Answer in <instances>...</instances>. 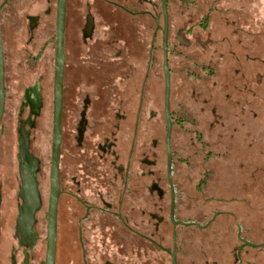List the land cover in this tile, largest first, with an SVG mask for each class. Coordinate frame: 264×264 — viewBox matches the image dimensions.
I'll return each mask as SVG.
<instances>
[{"label": "flooded vegetation", "instance_id": "af4514ba", "mask_svg": "<svg viewBox=\"0 0 264 264\" xmlns=\"http://www.w3.org/2000/svg\"><path fill=\"white\" fill-rule=\"evenodd\" d=\"M237 1L236 31L256 42L264 32L258 0H244L249 9ZM63 11L58 35V0H0V264H45L53 170L54 264H264V254L253 253L264 241L254 244L243 227L240 176L233 192L224 183L220 197L205 198L203 223L180 188L201 149L173 143L174 128L187 130L170 95L167 139L164 90L162 109L151 79L159 50L163 64L160 0H65ZM146 14L154 22L148 49L138 19ZM247 18L249 31L242 29ZM168 38L169 17L171 90L177 47ZM212 158L223 155L205 143V184Z\"/></svg>", "mask_w": 264, "mask_h": 264}, {"label": "rangeland", "instance_id": "374dc122", "mask_svg": "<svg viewBox=\"0 0 264 264\" xmlns=\"http://www.w3.org/2000/svg\"><path fill=\"white\" fill-rule=\"evenodd\" d=\"M242 4L249 9L248 2L245 4L243 0ZM237 7V0H167L168 41L170 46L177 47V54L171 55L169 64L170 109L187 130L182 135L179 128H174L173 143L192 141L201 149L191 158V168L183 172L189 179L180 180V188L192 197L195 217L205 222V198L220 197L223 193L220 185L224 183L232 191L233 181L240 176V216L246 224L243 227L250 228L252 242L257 244L264 241V32L256 37V42L239 35ZM256 7L257 17L264 21V0H258ZM137 8L141 12L151 10L147 5ZM138 19L144 21L148 49L154 22L147 14ZM249 27L247 18L242 29L249 31ZM160 40L158 33L157 49L161 47ZM160 53L159 50L151 79L155 80L163 109ZM205 143L223 155L206 164L211 175L206 184ZM236 152H240V159ZM232 192L226 191V198L230 195L233 199ZM212 204L209 209L213 208ZM253 251L264 254V248Z\"/></svg>", "mask_w": 264, "mask_h": 264}, {"label": "water", "instance_id": "95a60500", "mask_svg": "<svg viewBox=\"0 0 264 264\" xmlns=\"http://www.w3.org/2000/svg\"><path fill=\"white\" fill-rule=\"evenodd\" d=\"M64 3L65 0H58V14H57V23H58V35L59 33V25L63 21L64 16ZM161 10L163 15V30H162V49H163V78H164V114L167 125V139H169L171 133V122L169 117V95H170V77H169V69H168V61H167V27H168V13H167V3L166 0H160ZM59 38V36H58ZM59 45L57 48V67L55 72V117H54V141L52 146V157H53V169L56 167L57 158H58V114H57V104L59 100L58 88L59 81L61 76V61L59 60ZM52 190H51V205H50V220H49V231H48V243H47V252H46V260L45 264H54L55 258V205L57 198V189H56V177L54 170L52 171ZM187 225H196L200 227L198 224H187ZM251 247H259L253 244L247 243Z\"/></svg>", "mask_w": 264, "mask_h": 264}]
</instances>
